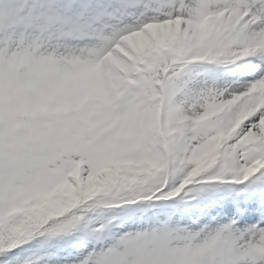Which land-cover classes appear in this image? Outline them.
<instances>
[{"label":"snow or ice","instance_id":"6c2138e0","mask_svg":"<svg viewBox=\"0 0 264 264\" xmlns=\"http://www.w3.org/2000/svg\"><path fill=\"white\" fill-rule=\"evenodd\" d=\"M0 264H264V0H0Z\"/></svg>","mask_w":264,"mask_h":264}]
</instances>
